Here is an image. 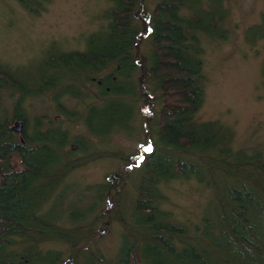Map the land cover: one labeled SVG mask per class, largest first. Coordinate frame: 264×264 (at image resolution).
<instances>
[{
    "label": "trees",
    "instance_id": "trees-1",
    "mask_svg": "<svg viewBox=\"0 0 264 264\" xmlns=\"http://www.w3.org/2000/svg\"><path fill=\"white\" fill-rule=\"evenodd\" d=\"M13 1L39 14L50 0ZM222 7V0H111L85 51L47 54L38 88L0 65V89L22 94L12 115L0 108V264H264V152L236 148L232 127L197 115L208 81L203 35L227 37ZM245 38L250 46L264 40V14ZM59 88L69 97L91 92L81 117L88 135L73 137L66 121L42 126L40 117L28 132L25 95L50 92L56 114L80 118L62 106ZM137 89L152 95L153 107L161 98L147 114L156 129L140 142L141 161L135 168L126 162V171L99 184L73 183L77 166L107 156L100 148L106 137L133 134ZM16 119L23 121L24 142L12 128ZM133 179L126 209L122 200ZM180 179L213 186L215 216L202 213L194 226L175 221L162 207V189ZM114 227L120 239L108 251L102 242Z\"/></svg>",
    "mask_w": 264,
    "mask_h": 264
},
{
    "label": "rangeland",
    "instance_id": "rangeland-1",
    "mask_svg": "<svg viewBox=\"0 0 264 264\" xmlns=\"http://www.w3.org/2000/svg\"><path fill=\"white\" fill-rule=\"evenodd\" d=\"M149 1L155 3V0ZM222 4V9L227 10V16L221 31H225L227 37L224 33V39L203 35L208 38L204 42L207 48L204 61L208 81L205 102L197 115L199 119L220 120L232 127L236 148L247 147L249 150L259 149L264 152V40L250 46L245 38L247 28L258 23L264 14V0H222ZM110 5L111 0H50L41 9V13L34 14L13 0H0L1 67L9 69L28 85L34 80V87L38 88L43 84L42 75H46L43 67L47 54L85 51L87 38L102 26V13ZM146 29L144 36L149 32L148 27ZM0 91V108L8 109L11 114L22 94L14 89L2 88ZM139 91L137 89L135 104L130 103L134 105L135 113L132 121L133 134L130 131L115 132L111 140L106 137L105 144L100 148L108 149L107 156L101 158L97 154L94 157L97 161L77 166L72 177L73 183L80 186L99 184L119 169L126 171V162H131L129 167H134L135 163L141 161L138 158L140 142L144 141L146 136L152 135V125L153 129H156L155 119L152 123L150 114H147L159 109L161 98L157 99V105L153 107L152 95L142 97ZM64 92V89L59 88L56 94L62 97ZM144 92L147 94L146 89ZM89 93L91 92L85 89L84 98H71L69 102H64L79 112L80 118L73 122L68 121L62 114H56V102L50 92L25 95L22 106L30 118L28 132L35 131L37 117H40L42 126L52 119L66 121L73 137L88 135L81 117L90 104V98L87 100L85 97ZM156 95L159 96V93ZM147 99L149 103L145 102ZM93 140L99 143L98 140ZM141 149L140 147L139 150ZM116 154L128 158H120L121 156L117 157ZM109 180L116 179L110 177ZM135 187V179L128 181L126 197L122 200L126 209L132 203L128 200L134 199ZM212 188L213 186L199 184L196 180L171 181L162 189V196H165L162 207L171 210L178 223L181 220L188 221L194 226L202 213L215 216L218 210L217 196ZM117 227H114L102 242V247L108 251H112L117 245V237L120 239Z\"/></svg>",
    "mask_w": 264,
    "mask_h": 264
},
{
    "label": "bare ground",
    "instance_id": "bare-ground-1",
    "mask_svg": "<svg viewBox=\"0 0 264 264\" xmlns=\"http://www.w3.org/2000/svg\"><path fill=\"white\" fill-rule=\"evenodd\" d=\"M93 79L97 80L99 83H102L103 77H102V76H98V77H93ZM64 93H66V92H64ZM85 97H86V96H85ZM71 98H73V99H77V100H78V99H81V98H77V97H69V96H66V95L63 94L62 97H60L59 100H61L62 106H66V107H67V105H65L64 102H65V101H68V102H69V100H70ZM83 98H84V97H83ZM87 100H89V96L87 97ZM12 114H13V113L11 112V115H12ZM14 122L16 123V122H23V121L20 120V119H16ZM23 132H24V130H22V132H16V133L19 135L20 139L24 142Z\"/></svg>",
    "mask_w": 264,
    "mask_h": 264
},
{
    "label": "water",
    "instance_id": "water-1",
    "mask_svg": "<svg viewBox=\"0 0 264 264\" xmlns=\"http://www.w3.org/2000/svg\"><path fill=\"white\" fill-rule=\"evenodd\" d=\"M23 122H16L14 125H13V129L16 131V132H22L23 130ZM72 148L73 149H76V144H72Z\"/></svg>",
    "mask_w": 264,
    "mask_h": 264
},
{
    "label": "snow or ice",
    "instance_id": "snow-or-ice-1",
    "mask_svg": "<svg viewBox=\"0 0 264 264\" xmlns=\"http://www.w3.org/2000/svg\"><path fill=\"white\" fill-rule=\"evenodd\" d=\"M146 150L149 151V152H151V151H152V148L149 147V148H147Z\"/></svg>",
    "mask_w": 264,
    "mask_h": 264
}]
</instances>
